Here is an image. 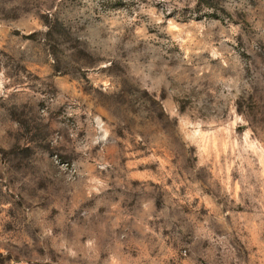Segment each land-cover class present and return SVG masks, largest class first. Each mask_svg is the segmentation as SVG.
Listing matches in <instances>:
<instances>
[{
	"label": "rangeland",
	"instance_id": "374dc122",
	"mask_svg": "<svg viewBox=\"0 0 264 264\" xmlns=\"http://www.w3.org/2000/svg\"><path fill=\"white\" fill-rule=\"evenodd\" d=\"M0 264H264V0H0Z\"/></svg>",
	"mask_w": 264,
	"mask_h": 264
}]
</instances>
